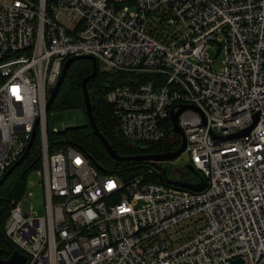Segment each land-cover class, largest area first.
<instances>
[{
    "label": "built area",
    "instance_id": "1",
    "mask_svg": "<svg viewBox=\"0 0 264 264\" xmlns=\"http://www.w3.org/2000/svg\"><path fill=\"white\" fill-rule=\"evenodd\" d=\"M90 54L132 83L106 93L128 142L170 140L190 107L180 127L204 190L49 153L50 95ZM36 127L46 215L25 196L6 222L25 264H264V0H0V180Z\"/></svg>",
    "mask_w": 264,
    "mask_h": 264
},
{
    "label": "trees",
    "instance_id": "2",
    "mask_svg": "<svg viewBox=\"0 0 264 264\" xmlns=\"http://www.w3.org/2000/svg\"><path fill=\"white\" fill-rule=\"evenodd\" d=\"M98 66L100 67L99 72L95 78L90 80L88 91L92 97L91 103L94 109L95 122H97L98 129L103 136L109 140L113 150H116L121 156L170 153L178 150L182 143L180 134L171 138V141L147 145L133 144L123 137L119 129L120 123L114 115L115 109L108 103L106 93L120 84L130 85L132 83L127 79L126 75L110 70L107 71L101 64H98ZM70 67L69 73H67L63 81L64 84L59 90L58 97L50 106V111L48 112L47 136L50 144L49 153H55L66 147H77L90 154L97 163L104 167L108 175L119 178L127 184L135 180L137 176L143 177L147 182L170 183L164 175V166L162 164L152 161L114 160L109 150H106L102 139L94 134L93 127L89 121L87 125L82 127L69 128L64 131L53 130L48 120L51 112L69 111L78 107L87 112V109H85L86 97L83 93V79L88 77L91 72H94L93 63L87 59H76ZM35 139L36 141L29 151L28 158L20 163L0 184V258L3 260L10 259L14 251L17 250L15 243L8 239L6 235L7 218L12 212L14 203L25 197L24 189L26 187L27 174L38 165L42 169L44 168L42 160L43 143L39 131H37ZM151 169H155V172H150ZM188 175L186 177L174 176V178L192 184L195 181H200L194 174L188 173Z\"/></svg>",
    "mask_w": 264,
    "mask_h": 264
},
{
    "label": "water",
    "instance_id": "3",
    "mask_svg": "<svg viewBox=\"0 0 264 264\" xmlns=\"http://www.w3.org/2000/svg\"><path fill=\"white\" fill-rule=\"evenodd\" d=\"M76 59H87V60H91L94 66V72H91L90 75L86 78L83 79V93L86 97V101H85V109H87V117H88V121L89 123H91L92 127H93V131L94 134L97 137H100L102 139V141L104 142V146L106 148V150H109L111 157L114 160L117 161H152L154 163L157 164H162L164 166V175L167 177V180L170 183H174L177 185H181V187L183 188H187V189H192V190H196V191H202L205 188V179L204 177L195 169L194 165H188L187 167H185V170L189 173L194 174L195 176H197L199 178L200 181H198V183H189V182H184L181 181L180 179H175L174 176L171 175V171L170 169L167 168V166L165 165V163H172L174 162V160L178 159L179 156H181L182 153H185L187 151V136L186 134L183 132V130L180 127V121H179V116L181 114L182 111L190 108L189 106H185L182 108L181 111H176V112H172L171 118L174 121V132L180 134V136L183 137L182 139V144L181 146L178 148V150L174 151V152H170V153H158V154H152L150 153V155H134V156H124V155H120L116 150H113V148L111 147V145L109 144V140L103 136V134L100 132V130L98 129V125L97 122H95L94 119V109L92 106V97L91 95H89V91H88V87H89V83L90 80L95 78L97 73L99 72L100 67L98 66V62L95 56H92V54L90 55H84V56H76L74 58L69 59L63 66V72L58 80V84L56 86V88H54L52 94L50 95L51 97L49 98V102L46 105V111L49 112L50 110V106H52L53 102L56 101L57 99V95L59 93L60 88H62L63 84H64V80L66 78L67 73H69L70 70V66L71 64L76 60ZM258 123V121L256 122ZM256 123H254L251 127H250V131L255 127ZM39 124V121L37 120L36 125ZM36 131H37V127L36 130L34 131L33 135H32V142L31 144L28 146L26 152H24V156L18 160V162H16L12 167H10V170L3 176V178L0 180V184L4 181V179L10 175L11 172H13L16 167L22 163L24 160H26L29 156V151L32 147V145H34L35 141H36ZM86 152V151H85ZM87 153V152H86ZM87 155L89 156V159L91 160L93 165H96V167L100 170V172L102 173H107L106 170L104 169V167L102 165H100L99 163L96 162L95 159L92 158V156L90 154L87 153ZM26 256L22 253H20L18 250L14 251V254L12 255V257L10 259L7 260H3L0 258V264H25L26 262ZM233 264H244V261L239 258L238 260H236Z\"/></svg>",
    "mask_w": 264,
    "mask_h": 264
},
{
    "label": "rangeland",
    "instance_id": "4",
    "mask_svg": "<svg viewBox=\"0 0 264 264\" xmlns=\"http://www.w3.org/2000/svg\"><path fill=\"white\" fill-rule=\"evenodd\" d=\"M211 53H212L211 57L216 61L214 69L222 70L223 68H225L226 53L222 52L217 56H216L217 52L212 51ZM48 120L54 131H64L65 129L77 128L79 126L82 127L88 124L87 112L79 107L69 111L66 110L53 111L50 113ZM165 165L167 166L168 169H173L174 171H178L179 169L182 170L188 165H191L190 156L186 152L182 153L181 156L178 157V159L174 160V162L168 164L165 163ZM42 170L43 169L38 165L30 173L27 174L26 187L24 189V196H27L28 198H32L31 204L33 206L32 210L34 214L35 215L38 214L39 216L46 215V209H45L46 195L44 194V181L42 176L43 173ZM187 176H189L188 173ZM25 210H28V212H30V201H26ZM188 224H185L184 227L183 226L181 227L185 228L184 230L189 231L186 227ZM178 238H179L178 235L173 234L172 236H170L169 240L176 241Z\"/></svg>",
    "mask_w": 264,
    "mask_h": 264
},
{
    "label": "flooded vegetation",
    "instance_id": "5",
    "mask_svg": "<svg viewBox=\"0 0 264 264\" xmlns=\"http://www.w3.org/2000/svg\"><path fill=\"white\" fill-rule=\"evenodd\" d=\"M183 139V138H182ZM187 173H189V172H187L185 169H179L178 170V172H177V174L178 175H181V177H186L187 176ZM171 175L172 176H178V175H176V173L174 172V170L173 169H171Z\"/></svg>",
    "mask_w": 264,
    "mask_h": 264
}]
</instances>
